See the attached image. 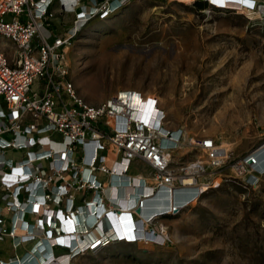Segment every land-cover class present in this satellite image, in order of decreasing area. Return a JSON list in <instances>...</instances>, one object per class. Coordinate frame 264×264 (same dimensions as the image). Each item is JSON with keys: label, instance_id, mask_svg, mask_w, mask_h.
<instances>
[{"label": "built area", "instance_id": "2783aa9c", "mask_svg": "<svg viewBox=\"0 0 264 264\" xmlns=\"http://www.w3.org/2000/svg\"><path fill=\"white\" fill-rule=\"evenodd\" d=\"M194 1L226 9L256 8L254 2L227 7L214 0L190 3ZM128 2L0 0V241L6 237L14 248L26 241H52L55 253L68 250L72 257L75 250L62 240L80 238L77 253L126 239L125 234H110L103 215L96 212L101 204L115 212L125 209L116 200L118 188L106 186L108 176L112 182L118 172L128 180L132 175L130 197L149 189L145 194L150 196L140 201L138 219L143 217L161 238L152 226L157 217L200 197L203 185L218 184L217 177L202 178L223 162L212 136L188 137L183 127H168L157 98L136 89H119L97 104L89 103L69 76L66 53L76 35L89 22L114 15ZM56 19L58 26L70 22L63 33L55 32ZM184 145L204 157L174 160L173 152ZM260 154L264 144L231 163L232 171L248 186H256L264 174ZM137 161L149 169L145 173L154 180L150 186L147 175L135 180L129 173ZM188 169L197 172L185 182L182 175ZM190 190L194 193L186 199ZM171 195L178 200H170ZM154 205L165 208L150 213ZM84 208L89 213L80 218L85 229L77 232L79 236L61 228L63 221L79 219ZM91 217L95 219L90 223Z\"/></svg>", "mask_w": 264, "mask_h": 264}, {"label": "rangeland", "instance_id": "374dc122", "mask_svg": "<svg viewBox=\"0 0 264 264\" xmlns=\"http://www.w3.org/2000/svg\"><path fill=\"white\" fill-rule=\"evenodd\" d=\"M190 1L129 0L83 27L66 59L85 101L136 89L157 98L168 127L212 136L218 145L227 140L221 166L202 176L218 184L194 204L157 217L152 226L162 238L101 243L73 255L71 264H264V174L248 186L231 169L264 144V0H254L253 10ZM69 24L56 19L53 28L63 33ZM197 155L204 157L187 145L173 152L178 162ZM148 170L137 161L129 173ZM30 243L14 248L5 237L0 260L23 257Z\"/></svg>", "mask_w": 264, "mask_h": 264}, {"label": "bare ground", "instance_id": "6f19581e", "mask_svg": "<svg viewBox=\"0 0 264 264\" xmlns=\"http://www.w3.org/2000/svg\"><path fill=\"white\" fill-rule=\"evenodd\" d=\"M215 2H218V6H226L225 4H227V7H235L236 5H238V2H242L245 1L247 3H253L254 0H214ZM244 9V8H243ZM230 143L225 140L222 139L220 141V144L218 145L219 148V154L224 157L226 155L227 150L229 149ZM255 156V155H254ZM188 171V172H187ZM186 171V174H183V180L185 182L189 181L190 178L188 177L189 174H193L194 172L196 173L197 170H190L188 169ZM211 171V170H210ZM146 176L147 177V186H150L151 184H153L154 180L149 176L148 173H143L141 174V172H137L133 174V177L135 178V180L139 177L142 176ZM118 176H120V178H117ZM116 179L114 181H110V175L107 178V183L106 186L112 184V188H118L116 195L118 199H116L119 203H121L120 205L122 207H124L125 209L122 210H118L115 212V210H113V208L111 207H105L102 204L99 206V208L97 209V213L102 214L103 218L105 219V223L108 226L109 233L112 234L114 233L115 235L113 236H117L116 233L119 236H123L124 234L127 236L126 240H135L137 239V237H141L144 236V238L147 239H160L161 235L158 234H154L150 231V229L147 227V224L144 222V219L142 217V219H138L139 217V206H140V201L142 198H146L149 197L150 195H147L145 193H147V191H149V189H145L143 192H140L139 195L138 193H134V195L132 197H130V192H131V188H132V184H131V178L132 175L129 177V180L127 179L126 174L124 173H120L119 172L115 175ZM214 182H218V178H215ZM116 185V186H115ZM208 186H204L203 185V190L207 189ZM113 192V190H112ZM108 193H111L108 192ZM194 193L193 190H190V193L185 197L186 199H189V197H191V195ZM162 194V193H160ZM177 197H174L173 195H171L170 200H176ZM198 198H192L190 200V204H194V202L197 200ZM178 200V199H177ZM158 201V200H157ZM156 201V202H157ZM154 204H158V203H154ZM157 206L156 210H161L164 209L165 206H159V205H154ZM153 206V207H154ZM132 207V208H130ZM138 210H137V209ZM84 210L83 212H81L79 219L75 220V222L73 221L72 223L70 221H63L61 223V228L63 230H65L66 232H69V230H71L75 237H77V235L79 236L80 234L77 232H80L82 230H84L85 228L81 225L80 222V218L81 216L83 217L84 214H88L89 211L88 209L84 208L82 209ZM122 210V211H121ZM94 216H96V214ZM154 213H158L157 211ZM167 215V214H166ZM90 218V217H89ZM95 219V217H91V219H89V222L91 223L93 220ZM96 221H99V217H96ZM100 228V226H99ZM163 228V227H162ZM101 230V229H100ZM19 234H21L22 230H18L17 231ZM36 232L38 233L39 230L37 229ZM70 233H67L66 235L68 236ZM92 238L94 237L93 235H90ZM125 238V236L123 237V239ZM143 239V238H142ZM72 240L68 239V240H62L63 243H67L69 247H71L73 250H75L73 253H75L74 255L78 254L79 252L76 253V248L75 246H77L78 244H80L82 241L80 240V238H77L76 242H71ZM12 243V242H10ZM28 243L26 242H21L20 244L17 245L20 246L22 244H26ZM53 243L52 241H33L30 243V248L28 250V252L26 254L23 255V257H18V258H13V259H8V260H3L4 264H71V254L68 253V250H65L63 253L56 254L54 252V248L57 246L51 244ZM12 245V244H11ZM80 249V248H79ZM82 252V251H81ZM59 255V256H56Z\"/></svg>", "mask_w": 264, "mask_h": 264}, {"label": "trees", "instance_id": "16d2710c", "mask_svg": "<svg viewBox=\"0 0 264 264\" xmlns=\"http://www.w3.org/2000/svg\"><path fill=\"white\" fill-rule=\"evenodd\" d=\"M195 5H197V6H199V7H201V6H203V5H205L207 2H205V1H194L193 2ZM264 154H260V157H262ZM7 240H9V239H7ZM9 243H10V240H9ZM11 244V243H10ZM12 247V246H11ZM14 250V249H13ZM2 259H5V258H2Z\"/></svg>", "mask_w": 264, "mask_h": 264}, {"label": "clouds", "instance_id": "9594fccd", "mask_svg": "<svg viewBox=\"0 0 264 264\" xmlns=\"http://www.w3.org/2000/svg\"><path fill=\"white\" fill-rule=\"evenodd\" d=\"M161 195H162V194L158 193L156 196L159 198V197H161ZM154 203H155V202H154ZM156 207H157V206H154L153 208H151L150 213H154V212H156V211H159V210H156V209H157Z\"/></svg>", "mask_w": 264, "mask_h": 264}, {"label": "water", "instance_id": "95a60500", "mask_svg": "<svg viewBox=\"0 0 264 264\" xmlns=\"http://www.w3.org/2000/svg\"><path fill=\"white\" fill-rule=\"evenodd\" d=\"M137 209V208H136ZM138 210V209H137ZM139 211H140V209H139Z\"/></svg>", "mask_w": 264, "mask_h": 264}, {"label": "crops", "instance_id": "0c3cea01", "mask_svg": "<svg viewBox=\"0 0 264 264\" xmlns=\"http://www.w3.org/2000/svg\"><path fill=\"white\" fill-rule=\"evenodd\" d=\"M141 172V171H140ZM147 172V171H146ZM145 173V172H144Z\"/></svg>", "mask_w": 264, "mask_h": 264}]
</instances>
